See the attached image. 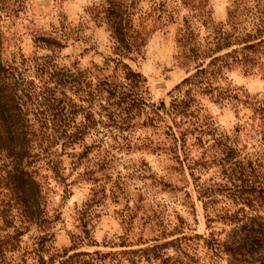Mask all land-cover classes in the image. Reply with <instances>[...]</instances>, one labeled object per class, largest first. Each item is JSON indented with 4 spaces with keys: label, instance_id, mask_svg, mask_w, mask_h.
Masks as SVG:
<instances>
[{
    "label": "trees",
    "instance_id": "1",
    "mask_svg": "<svg viewBox=\"0 0 264 264\" xmlns=\"http://www.w3.org/2000/svg\"><path fill=\"white\" fill-rule=\"evenodd\" d=\"M135 1L101 0L94 8V17L109 19L111 25L116 57H107L104 67L96 65L92 71L54 64L57 85L49 100V120L55 127L49 141L75 145L99 134L102 137L94 140L96 143H108L109 139L126 145L146 141L151 153L164 155L166 164L158 175L159 184L165 192H178L174 196L181 208L168 211L165 205L150 202L133 209L127 204L117 213L129 233L119 236L120 241L112 247L154 243L134 249L65 252L57 254L62 259L51 258L49 264H264V147L254 144L248 149L246 145L249 140L256 141V136H264V98L218 79L223 68L235 63L254 65L263 36L246 29H222L214 31L203 45L193 41L188 27L181 29L177 41L185 49L183 56L193 63V72L170 92L169 103L162 100L157 104L147 78L124 60L140 53L148 37L142 24L131 17ZM237 45L241 46L232 48ZM45 63L44 59L38 64ZM9 70L0 62V143L22 163L30 155L33 141L29 137L30 110L24 102L21 79ZM62 88L82 93V104L70 99L68 105L73 109L61 107L63 100L56 91L65 94ZM224 103L239 120L231 133L210 113L211 105ZM77 114H81L80 119ZM249 119L257 121L255 128ZM249 124L252 132L245 131ZM138 130L152 132L140 137L136 136ZM125 185L108 188L104 196L129 202L125 195L129 184ZM193 190L206 220L205 234H186L192 219L198 222ZM8 226L0 227L5 231L0 235V264H18V259L26 263L18 255L17 239L22 231L11 234L7 229L12 225ZM176 235L180 236L165 240Z\"/></svg>",
    "mask_w": 264,
    "mask_h": 264
},
{
    "label": "rangeland",
    "instance_id": "2",
    "mask_svg": "<svg viewBox=\"0 0 264 264\" xmlns=\"http://www.w3.org/2000/svg\"><path fill=\"white\" fill-rule=\"evenodd\" d=\"M100 1L0 0V62L24 84L23 98L30 110L29 137L33 139L30 155L22 163L0 143V227L12 225L7 229L11 234L22 231L17 239L18 255L27 262L18 259V264H49L51 258L62 259L57 254L65 252L147 246L154 242L112 247L120 241L119 236L129 233L117 212L128 205L133 209H137V204L146 207L150 202L165 205L168 211L181 208L174 196L178 192H165L159 184L158 175L166 164L164 155L151 153L146 141L134 140L127 145L112 139L108 143L94 142L102 134L87 136L84 143L75 145L49 141V133L55 127L49 120V100L52 101V89L57 85L54 64L95 71L96 65L104 67L107 57H116L109 19L94 17V8ZM135 6L130 9L134 13L131 17L136 24H142L148 37L140 53L124 60L144 74L157 104L162 100L169 103L170 92L193 72V63L183 56L185 49L177 41L181 29L188 27L193 41L203 45L212 39L214 31L222 29H246L261 33L264 39V0H136ZM55 41L58 45L51 44ZM43 57L47 63L42 66L38 63L44 62ZM255 57L254 65L235 63L223 68L219 82L229 81L251 96L264 98V44ZM62 90L65 94L56 91L63 100L61 107L73 109L68 105L70 99L82 104V93ZM242 112L250 114L248 109ZM210 113L228 133L239 125L228 104H213ZM80 118L81 114H77ZM247 121L256 127L257 121ZM246 128L252 132L250 124ZM151 132L138 130L136 136ZM256 139L249 140L247 148L254 144L264 147V136ZM126 183L129 202H115L104 196L108 188L116 189ZM192 193L196 201L195 190ZM196 207L198 222L192 219V228L186 234L206 233V220L197 201ZM4 232L0 230V235ZM177 236L180 235L165 240Z\"/></svg>",
    "mask_w": 264,
    "mask_h": 264
}]
</instances>
